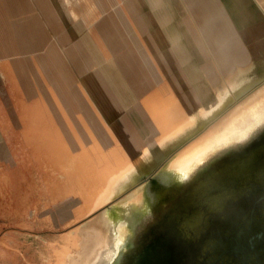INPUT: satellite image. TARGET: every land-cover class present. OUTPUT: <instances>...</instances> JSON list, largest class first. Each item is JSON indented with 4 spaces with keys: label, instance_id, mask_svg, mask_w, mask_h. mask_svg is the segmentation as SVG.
I'll return each mask as SVG.
<instances>
[{
    "label": "water",
    "instance_id": "obj_1",
    "mask_svg": "<svg viewBox=\"0 0 264 264\" xmlns=\"http://www.w3.org/2000/svg\"><path fill=\"white\" fill-rule=\"evenodd\" d=\"M0 2L1 12L16 9L17 16L24 10L15 3L11 8V1ZM178 2L112 0L101 14L98 8L107 3L88 4L85 14L74 10L90 24L87 28L78 21L63 23L55 4L57 22L42 5L44 19L36 3L27 7L39 13L16 18L14 34L0 30V40L11 43L3 48L7 75L0 72V79L8 77L13 85L14 74L31 78L16 81L14 106L4 113H14L11 130L21 154L31 158L37 167L33 171L38 169L48 182L37 184V193L42 190L47 198L39 195L43 204L27 216L33 243L29 257L18 251L16 260L22 264H40L49 245H58L76 227L91 225L103 230L105 240L91 264H196V249L184 237L179 209L185 216L206 211V198L228 207L234 191L256 206L264 204V0ZM164 88L179 94L188 115L199 106H216L196 129L160 147L147 104ZM231 125L235 127L228 135L184 165H173L189 146ZM144 150L130 183L119 186L105 204L65 224L78 206L67 191L73 174L65 170L67 160L83 167L79 174H93L100 153L117 151L134 161ZM173 188L179 189V200L173 210H162L156 201ZM42 228L46 232L40 234Z\"/></svg>",
    "mask_w": 264,
    "mask_h": 264
},
{
    "label": "rangeland",
    "instance_id": "obj_2",
    "mask_svg": "<svg viewBox=\"0 0 264 264\" xmlns=\"http://www.w3.org/2000/svg\"><path fill=\"white\" fill-rule=\"evenodd\" d=\"M10 1L13 5L15 3V6L23 5L24 10L17 16H15L16 9L6 11L3 8L2 12L0 10L1 32L9 31L14 34L16 18L31 17L39 13L38 9L34 11L28 8L29 5L33 6L34 4L36 7V3L40 7V14L44 19H46V13L41 10L42 5L48 7L47 14L55 17L57 22L58 16L52 0ZM111 1L87 0L85 2L81 0L74 10L81 15L85 14L88 4L98 6L96 4L107 3L108 5L98 8V12L101 14L110 7ZM176 1L179 6L178 0ZM68 33L76 34L73 31ZM58 34V32L54 33L56 37ZM61 35L59 37H62ZM6 41L0 40V72L4 76L7 75V64L1 59L3 48L11 44ZM31 54L29 53V56ZM14 58V55L9 56L7 62ZM31 72H29V76H31ZM17 76L18 78L15 74L13 75L11 80L13 85L7 82L8 77L5 80L0 79V263L8 262L9 264H22L16 260L19 258L17 255L19 250L29 257L28 253L33 240L31 241L29 238L32 231L26 229L27 216L32 209H38L43 204V199L40 200L39 195L40 198H47L46 193H43L42 190L37 193V190L38 187L48 183L46 177L38 172V169L33 171L36 165L32 166L31 158L26 154H21L22 148L19 147L16 133L11 130L14 113H4L6 109L10 108V104L14 106L15 99H11V91L15 90L16 81L17 83H22L21 81L26 83L28 79H31L22 75ZM34 177L40 179L36 180ZM206 194L199 196L198 199L206 197ZM231 195L227 198L229 199L228 207L214 206L212 199L206 198L204 204L209 207L206 211L196 210L185 216V210L181 209L180 211L179 209V222L181 220L180 227L184 228V237L190 239L196 249V264H264V204L254 205L247 195L240 191L231 192ZM178 200L179 189L173 188L166 195L159 197L156 205L162 206V210L167 208L170 211L173 210ZM207 217H211L212 222H209ZM189 228L191 233L188 232ZM37 231L33 234H37ZM45 232L46 230L42 228L39 233Z\"/></svg>",
    "mask_w": 264,
    "mask_h": 264
},
{
    "label": "bare ground",
    "instance_id": "obj_3",
    "mask_svg": "<svg viewBox=\"0 0 264 264\" xmlns=\"http://www.w3.org/2000/svg\"><path fill=\"white\" fill-rule=\"evenodd\" d=\"M53 1L57 14L63 23L78 21L86 28L90 25L74 11L73 6L79 4L81 0ZM9 6L12 8V3L9 2ZM93 9L89 8L88 13H91ZM177 95L179 94L176 91L164 88L154 93L150 103L147 104L150 121L155 130L156 143L160 147H165L188 131L196 129L203 120L212 115L216 106L202 108L198 105L197 111L188 115L187 108L180 102ZM234 127L235 125H231L216 137L211 136L213 135L212 132L206 138L195 142L182 154H179L178 158L176 157L173 165L175 167L184 165L191 157L206 149L212 142L228 135ZM146 151L144 150L142 155L134 161L128 160L122 155L123 153L117 151L100 153L94 164L93 174H79L77 171H81L83 167L77 164L73 158L67 160L65 170L73 172L67 180V191L76 197L75 202L78 203V206L74 216L70 214V221L65 224L83 217L92 212L93 209L105 204L117 194L119 186L124 188L130 183L132 179L129 176L135 167L141 163L143 155L147 153ZM124 181L127 182L121 185ZM104 243L103 230L98 225H91L88 228L76 227L68 231L58 245H49L46 252L41 253L40 264H91V260L96 257Z\"/></svg>",
    "mask_w": 264,
    "mask_h": 264
}]
</instances>
